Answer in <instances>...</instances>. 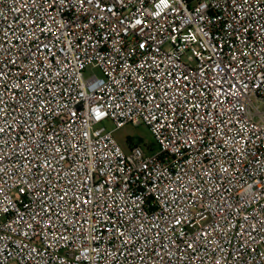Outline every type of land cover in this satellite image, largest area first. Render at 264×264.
Here are the masks:
<instances>
[{
	"label": "built area",
	"instance_id": "2783aa9c",
	"mask_svg": "<svg viewBox=\"0 0 264 264\" xmlns=\"http://www.w3.org/2000/svg\"><path fill=\"white\" fill-rule=\"evenodd\" d=\"M0 264H264V0H0Z\"/></svg>",
	"mask_w": 264,
	"mask_h": 264
},
{
	"label": "rangeland",
	"instance_id": "374dc122",
	"mask_svg": "<svg viewBox=\"0 0 264 264\" xmlns=\"http://www.w3.org/2000/svg\"><path fill=\"white\" fill-rule=\"evenodd\" d=\"M100 75V72L98 70H95L93 68H88L86 72V76H92V75ZM105 127L108 129H112L113 125L109 122L104 123ZM115 137L118 141V143L125 149L128 150L127 146V139L128 137H132L135 139V141H142V145L145 147V150L148 148H151L154 150V152L158 151V145L148 130V128L144 125L140 126H132L128 125L126 127H123L116 131ZM152 146V147H151ZM153 150L151 152H153ZM148 152V151H147ZM150 153V152H149Z\"/></svg>",
	"mask_w": 264,
	"mask_h": 264
},
{
	"label": "trees",
	"instance_id": "16d2710c",
	"mask_svg": "<svg viewBox=\"0 0 264 264\" xmlns=\"http://www.w3.org/2000/svg\"><path fill=\"white\" fill-rule=\"evenodd\" d=\"M134 143H137V144H142V141H135V139L134 138H132V137H128V139H127V146H128V149L134 144ZM152 147V146H151ZM153 149H151V148H148L146 151H148V152H151ZM154 151V150H153Z\"/></svg>",
	"mask_w": 264,
	"mask_h": 264
}]
</instances>
